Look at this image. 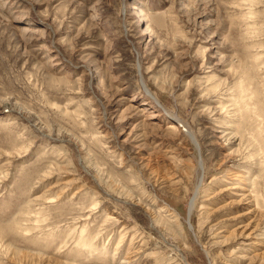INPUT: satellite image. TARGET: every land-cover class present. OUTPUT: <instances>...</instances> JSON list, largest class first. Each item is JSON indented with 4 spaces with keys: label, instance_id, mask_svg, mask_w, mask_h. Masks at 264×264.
I'll return each mask as SVG.
<instances>
[{
    "label": "rangeland",
    "instance_id": "obj_1",
    "mask_svg": "<svg viewBox=\"0 0 264 264\" xmlns=\"http://www.w3.org/2000/svg\"><path fill=\"white\" fill-rule=\"evenodd\" d=\"M0 264H264V0H0Z\"/></svg>",
    "mask_w": 264,
    "mask_h": 264
},
{
    "label": "bare ground",
    "instance_id": "obj_2",
    "mask_svg": "<svg viewBox=\"0 0 264 264\" xmlns=\"http://www.w3.org/2000/svg\"><path fill=\"white\" fill-rule=\"evenodd\" d=\"M95 18H96V17H95ZM30 19H31V18H29V19L26 18V19H25L26 21H28V22L25 23V24H27V25H25L26 27H29V25H31V24L29 23V22H31ZM32 22H34V21H32ZM146 89H147V91L149 92L148 88H146ZM149 93H150V92H149ZM152 95H153V94H152ZM152 97L155 98L154 95H153ZM154 98H152V99L154 100ZM154 101H155V102H158L156 98H155ZM158 104H159V103H158ZM154 116H155V115H154ZM154 116H150L149 118H153ZM178 120H179V121H178L177 123H178V124L180 123V125L182 126L183 122H181L180 119H178ZM177 123L175 122L174 124H177ZM170 126H171V125H170ZM176 126H177V125H176ZM176 126L173 125L172 127L175 128ZM183 127H184V125H183ZM184 129H186V128L184 127ZM172 130H173V129H172ZM186 130H187V129H186ZM188 132H190V131L188 130ZM190 133H191V132H190ZM188 136H189V135H188ZM191 136H193V137H191ZM191 136H190L191 138H193L194 140H196V139H195V136H194L193 134H191ZM196 142H197V140H196ZM201 166H203V165H202V161H201ZM199 188H200V187H197V190H198ZM194 194H195V196H194V198H193L192 201H191V206H190V208H193L194 203H195V200H196V197L198 196L196 191H195Z\"/></svg>",
    "mask_w": 264,
    "mask_h": 264
},
{
    "label": "water",
    "instance_id": "obj_3",
    "mask_svg": "<svg viewBox=\"0 0 264 264\" xmlns=\"http://www.w3.org/2000/svg\"><path fill=\"white\" fill-rule=\"evenodd\" d=\"M185 131H186V133H187L189 136H191L190 132H188L187 130H185ZM191 137H193V136H191Z\"/></svg>",
    "mask_w": 264,
    "mask_h": 264
}]
</instances>
